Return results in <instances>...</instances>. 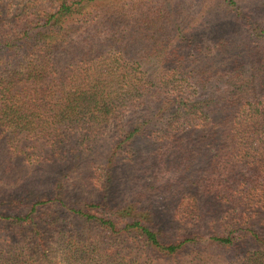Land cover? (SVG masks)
Returning a JSON list of instances; mask_svg holds the SVG:
<instances>
[{
	"label": "trees",
	"instance_id": "trees-1",
	"mask_svg": "<svg viewBox=\"0 0 264 264\" xmlns=\"http://www.w3.org/2000/svg\"><path fill=\"white\" fill-rule=\"evenodd\" d=\"M93 1H61L53 13L38 18L40 24L35 23L38 24L35 28L24 25L18 31L0 30V129L11 137L29 136L39 140L50 148L55 147L58 153L59 146L66 145L62 153L69 154V148L76 149L75 144L68 143L69 136L75 135L80 146L89 149L93 137L103 132L110 117L116 118L130 108L134 98L142 101L149 97L157 107L149 120L161 123L165 119L162 126L169 134L164 137L172 145L180 144L178 150L184 149L186 160L192 164L194 170L185 167L180 180L188 186V191L193 190L194 195L206 203L203 210H197L199 215L223 209L218 202L223 191L229 193L247 188L248 192L255 191L254 196H258L255 195L256 188L264 186L262 51L258 49L256 54L257 48L247 50L245 45V53L240 51L231 56L227 54L225 59L199 62L194 53L198 42L181 40L184 46L178 52L158 55L161 57L157 63L166 72L157 69L161 77L154 79L153 75L148 78L134 73L122 54L128 48L119 45L113 51L107 47L92 49L91 42L82 40L72 45L73 51L79 58L88 60L74 65L68 61L69 65L63 64L60 70L54 71L51 61L64 54L63 42L68 32L78 23L92 20L94 14L80 10L86 8L88 11ZM140 10L141 27L135 34L138 40H146L152 21H147L148 9ZM96 16L100 20L103 18L102 14ZM155 16L154 25L164 17L162 10L158 9ZM133 20L136 22V18ZM222 47L223 41L217 39L214 49ZM150 51L154 60V47L143 49L144 54ZM129 60L137 64V59L132 56ZM168 87L172 88L174 97L161 101L160 93ZM183 89H186L185 93ZM208 89L209 94L203 96ZM149 120L142 122L144 126ZM144 126L121 132L119 141L110 149L111 154L130 142L133 136L148 135ZM203 173L213 175V181L207 179L204 183ZM110 180L107 172L101 194L108 189ZM204 196L209 199L204 200ZM48 202V199L37 200L29 205L23 216L12 219L24 223L29 233L38 238L37 223L31 216ZM102 202L66 207L69 214L79 216L73 217L74 221L95 225L103 234V240L93 239L86 245L71 240L65 242L70 251L85 257L91 264H124L123 252L133 248H123L129 241L140 243L151 254L167 258L172 264H223L218 252L232 254L230 261L224 264H264V232L261 234L250 227L242 229L237 222L227 231L221 222L217 228L209 224L206 233L204 217H192L195 228L204 226L206 237L191 233L166 242L155 228L151 229L140 219L105 215L104 210L109 206ZM259 228L264 231V224ZM182 253L185 255L178 258ZM10 260L13 261L12 257ZM12 264L22 262L18 260Z\"/></svg>",
	"mask_w": 264,
	"mask_h": 264
},
{
	"label": "rangeland",
	"instance_id": "rangeland-1",
	"mask_svg": "<svg viewBox=\"0 0 264 264\" xmlns=\"http://www.w3.org/2000/svg\"><path fill=\"white\" fill-rule=\"evenodd\" d=\"M61 1L73 0H0V30L18 31L24 25L35 28L38 25L35 23L40 24L38 18L53 13ZM142 8L148 9L150 14L146 18L152 21L146 40H138L135 34L141 27L142 20L138 17ZM85 9L80 11L94 14L93 18L77 22L73 31L68 32L63 42L64 54L51 61L54 71L60 70L68 61L74 65L88 60L79 58L73 51L72 45L82 40L91 42L92 49L107 47L113 51L119 45L128 48L122 54L134 73L148 78L153 75L154 79L161 77L157 69L165 71L157 63L161 57L158 55L178 52L185 39L198 42L197 52L192 50L190 53H197L199 62L225 59L227 54L231 56L240 51L245 53V45L244 49L257 48L256 54L260 49L264 55V0H95L88 11ZM158 9L164 17L154 25ZM96 14H102L103 21ZM135 18L136 22H132ZM217 39L223 41L220 50L214 49ZM151 47H154V60L151 51L143 52ZM131 56L137 59L139 68L129 60ZM254 57L258 58V55ZM210 89L202 95L209 94ZM173 97L171 87L160 93L161 101ZM138 103L140 105L136 106ZM156 108L149 97L142 101L134 98L130 108L116 118L108 119L103 132L93 137L89 149L80 146L75 135L69 136L68 143L76 146V149L69 148V154L62 153L66 145L59 146L58 153L55 147L50 148L39 140L29 136L11 137L0 129V264L18 260L22 264H91L65 244L67 240L79 245H86L93 239L103 240V234L95 225L74 221L73 217L79 216L66 210L70 205L77 207L84 202L103 201V205L109 206L104 210L105 215L110 213V217L140 219L151 229L155 228L166 242L191 233L206 237L204 226L195 228L192 217H204L206 233L210 225L217 228L222 222L228 231L237 222L242 229L250 227L262 234L264 231L260 229L263 227L259 226L264 224V189L260 188L264 186L260 183L255 194L258 196H254L255 191L248 192L247 188L229 193L223 191L218 201L223 209L204 216L198 214L197 210H203L206 203L202 199L201 202L193 190L188 191V186L180 180L185 167L194 169L186 160L185 150H178L180 144L172 145L164 137L169 134L162 126L165 119L161 123L149 120ZM147 120L149 122L144 126ZM140 126H144L148 135L133 136L112 155L110 149L119 141L121 132ZM181 138L185 140V137ZM194 165L197 167L196 163ZM107 172L111 180L106 192L101 194ZM201 177L204 183L207 179L213 181V175L203 173ZM41 199L49 202L31 216L37 223L36 238L24 223L12 218L23 216L30 204ZM203 199L209 198L204 196ZM130 246L133 248L123 252L124 264H172L169 259L151 254L134 241H129L123 248ZM184 255L182 253L178 258ZM217 255L224 264L230 261L232 254L218 252Z\"/></svg>",
	"mask_w": 264,
	"mask_h": 264
}]
</instances>
